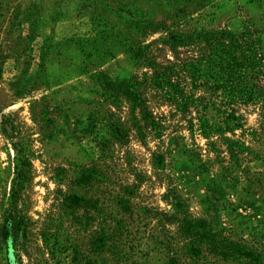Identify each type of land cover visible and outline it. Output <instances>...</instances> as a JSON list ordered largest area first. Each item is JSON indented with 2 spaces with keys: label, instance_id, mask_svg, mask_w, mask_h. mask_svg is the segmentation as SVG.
<instances>
[{
  "label": "rangeland",
  "instance_id": "374dc122",
  "mask_svg": "<svg viewBox=\"0 0 264 264\" xmlns=\"http://www.w3.org/2000/svg\"><path fill=\"white\" fill-rule=\"evenodd\" d=\"M117 8L155 29L129 25ZM245 26L264 30V0H0V204L14 199L27 225L14 252L0 242V264H193L181 212L264 253L262 111L220 99L179 110L166 95L173 69L154 76L149 63L173 68L186 56L169 32ZM104 78L137 97L103 88ZM200 118L221 132L203 135ZM10 138L22 154L19 188Z\"/></svg>",
  "mask_w": 264,
  "mask_h": 264
},
{
  "label": "trees",
  "instance_id": "16d2710c",
  "mask_svg": "<svg viewBox=\"0 0 264 264\" xmlns=\"http://www.w3.org/2000/svg\"><path fill=\"white\" fill-rule=\"evenodd\" d=\"M121 8L116 9V15L120 17L122 12L128 15L124 22L135 27L142 25L150 31L155 29V26L149 28V22L142 19L141 12L133 14L130 10L124 12ZM100 31L104 34L102 38L108 36L103 29ZM109 35L114 36V32L111 30ZM168 39L173 53H176L179 47H186V56L183 58L176 56L173 68L149 63L154 76L169 74L173 69V91L166 95L173 100V105L177 109L185 110L189 106L197 108L202 105V101L212 102L214 99H220L224 105L235 102L254 103L264 115V30L245 26L239 31L225 28L192 30L188 33L173 31L168 33ZM126 47V51L133 57L138 56L140 50L136 45L129 42ZM99 83L105 89L112 87L113 91L131 101L137 97L130 83L125 80L114 82L104 78ZM198 90L209 92L211 97L206 100V96L197 94ZM228 119H234V116L225 114L224 120ZM198 121L199 130L205 136L222 130L221 126L211 124L202 118ZM10 140L15 159L12 187L19 188L18 176L21 172L22 154L16 141L12 138ZM226 141V149L232 152V141ZM15 192L17 191L12 189V194ZM80 199L76 195L67 196V201L72 206L79 205ZM175 219L187 241L184 254L193 264H203L202 250L219 260L242 258L253 264H264L263 252L228 238L215 227V224L206 219L192 218L183 212L176 215ZM166 220L173 222V214H168ZM26 226V220L16 207L14 199L5 205L0 204V242L7 248H12V252L16 241L25 236ZM13 257L15 258L14 254ZM180 263V260L173 256H169L166 261V264Z\"/></svg>",
  "mask_w": 264,
  "mask_h": 264
}]
</instances>
